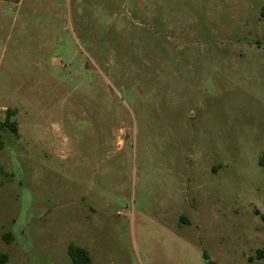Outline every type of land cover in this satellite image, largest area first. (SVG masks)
I'll use <instances>...</instances> for the list:
<instances>
[{
	"label": "rangeland",
	"instance_id": "rangeland-1",
	"mask_svg": "<svg viewBox=\"0 0 264 264\" xmlns=\"http://www.w3.org/2000/svg\"><path fill=\"white\" fill-rule=\"evenodd\" d=\"M263 153L264 0H0V264H264Z\"/></svg>",
	"mask_w": 264,
	"mask_h": 264
},
{
	"label": "trees",
	"instance_id": "trees-1",
	"mask_svg": "<svg viewBox=\"0 0 264 264\" xmlns=\"http://www.w3.org/2000/svg\"><path fill=\"white\" fill-rule=\"evenodd\" d=\"M13 113L10 111L8 112V115L4 122L1 124L2 127L10 128L14 131H17L15 122L11 120V115ZM261 166L264 168V153L260 157L259 160ZM69 253L72 257V260L75 264H93L91 255L89 251L79 245H76L74 243L70 244L69 246ZM204 257L208 260V264H215L213 260L210 259L209 254L207 252H204Z\"/></svg>",
	"mask_w": 264,
	"mask_h": 264
}]
</instances>
